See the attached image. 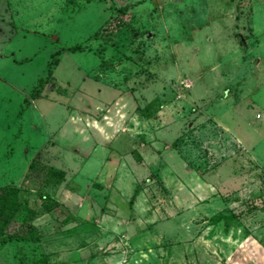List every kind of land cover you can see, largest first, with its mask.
Returning <instances> with one entry per match:
<instances>
[{
  "label": "rangeland",
  "instance_id": "374dc122",
  "mask_svg": "<svg viewBox=\"0 0 264 264\" xmlns=\"http://www.w3.org/2000/svg\"><path fill=\"white\" fill-rule=\"evenodd\" d=\"M9 184L0 264H264V0H0Z\"/></svg>",
  "mask_w": 264,
  "mask_h": 264
},
{
  "label": "trees",
  "instance_id": "16d2710c",
  "mask_svg": "<svg viewBox=\"0 0 264 264\" xmlns=\"http://www.w3.org/2000/svg\"><path fill=\"white\" fill-rule=\"evenodd\" d=\"M83 49L80 45L70 47V50ZM57 172L63 173L62 170L55 168ZM25 209L20 196V188L16 185L9 184L0 188V243L3 241H11V239L20 240L22 242L37 241L39 239L38 229L32 222L25 219L22 224V229L26 228V232L22 235L19 232H15L13 236L5 238L6 231L14 219L15 215L20 210ZM25 264H49L48 256H41L34 259L30 263Z\"/></svg>",
  "mask_w": 264,
  "mask_h": 264
},
{
  "label": "crops",
  "instance_id": "0c3cea01",
  "mask_svg": "<svg viewBox=\"0 0 264 264\" xmlns=\"http://www.w3.org/2000/svg\"><path fill=\"white\" fill-rule=\"evenodd\" d=\"M33 223V222H32ZM36 226V225H35Z\"/></svg>",
  "mask_w": 264,
  "mask_h": 264
}]
</instances>
